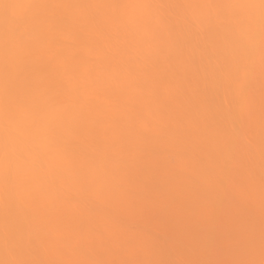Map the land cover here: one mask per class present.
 Returning a JSON list of instances; mask_svg holds the SVG:
<instances>
[{
  "label": "bare ground",
  "instance_id": "obj_1",
  "mask_svg": "<svg viewBox=\"0 0 264 264\" xmlns=\"http://www.w3.org/2000/svg\"><path fill=\"white\" fill-rule=\"evenodd\" d=\"M29 4L58 7H25ZM146 4L192 7H132ZM215 4L256 5L230 10L247 25L234 30L235 48L225 44L216 10L198 7ZM259 4L0 0V113L4 40L11 33L33 46L32 57L14 72L17 90L40 89L33 99L36 122L18 140L47 162L44 172L21 169L34 190L14 199L10 212L0 180V261L13 258L5 249L6 231L26 245L39 229L54 242L36 251L18 248L19 258L179 262L246 260L251 251L259 253L264 240ZM120 16L132 23L117 27L113 21ZM156 16L166 17L169 26L153 24ZM93 19L105 25L103 31ZM82 96L89 97L84 105L78 103ZM48 97L68 111L57 113ZM3 128L0 115V161ZM85 169L86 186L78 180ZM97 186L104 194H96ZM52 192L59 198L45 195ZM72 198H79L78 208L69 203ZM68 235L79 248L76 255L63 247Z\"/></svg>",
  "mask_w": 264,
  "mask_h": 264
},
{
  "label": "snow or ice",
  "instance_id": "obj_2",
  "mask_svg": "<svg viewBox=\"0 0 264 264\" xmlns=\"http://www.w3.org/2000/svg\"><path fill=\"white\" fill-rule=\"evenodd\" d=\"M25 7L49 8L58 7V5H25ZM132 7L138 8H164L172 7L176 9H186L192 7L191 5L175 4V5H134ZM198 7L212 8L216 10L215 21L216 24L223 29V39L227 46L236 47L234 30L237 28H245L247 25L234 11L238 8H252L256 5H242V4H215V5H200ZM260 51H261V65L264 69V0H260ZM38 22H45L44 19ZM92 23L96 25L98 30L103 31L105 25L95 19ZM113 23L117 27H125L132 23L130 18L120 16L116 18ZM152 23L157 27L166 28L169 26L170 21L163 16H156L153 18ZM185 25L191 26V21L186 17L184 18ZM248 25L251 24L249 20ZM146 32L150 29L146 27ZM33 55V46L29 40L18 38L9 33L4 40V106L2 113L4 122V155L0 161V180L3 181L4 196L8 205L9 212L14 199L18 198L21 194L31 196L33 193V183L31 177L27 174L21 176L19 173L21 169L26 171L44 172L47 167V162L44 159L36 157L27 146L21 144L18 137L26 136L30 125L36 122L37 109L33 102L34 96L40 91L39 87L26 85L25 90H17L14 79V72L17 66L26 62ZM146 57L149 53L145 54ZM53 59L59 63V57L54 56ZM51 70L55 71V63L52 64ZM166 85H161L165 87ZM52 107L57 113H65L68 111L67 105L55 104L52 97H48ZM88 96H82L78 99L80 105L88 102ZM239 105V101L236 102ZM75 106V105H73ZM234 116H239L237 112H233ZM43 119V117H41ZM262 127H264V120H262ZM70 135L77 136L72 129H68ZM262 159H264V147H262ZM78 180L83 184H88V171L83 170L78 176ZM96 194H104L102 186H97ZM46 196L59 198V194L45 193ZM262 198H264V178H262ZM69 203L73 208L80 206L79 198H72ZM136 210V209H134ZM54 241L43 229L37 230L34 236H30L26 245L18 242L16 237L9 232H5L4 245L7 253L13 257L0 261V264H264V240H262L261 259L259 261L247 260H223V261H179V262H166V261H133V260H105V259H58V260H40V259H25L17 256L18 248L27 246L33 251L38 250L46 244H52ZM63 247L67 249L72 255L79 252V248L74 246L70 235L65 236L62 240Z\"/></svg>",
  "mask_w": 264,
  "mask_h": 264
},
{
  "label": "rangeland",
  "instance_id": "obj_3",
  "mask_svg": "<svg viewBox=\"0 0 264 264\" xmlns=\"http://www.w3.org/2000/svg\"><path fill=\"white\" fill-rule=\"evenodd\" d=\"M261 249V248H260ZM260 249H258V250H260ZM257 250V251H258ZM259 253H257L256 254V250H254V251H251V253H249L247 256H246V260L247 259H252V260H256V261H259L260 259H261V250L260 251H258Z\"/></svg>",
  "mask_w": 264,
  "mask_h": 264
}]
</instances>
